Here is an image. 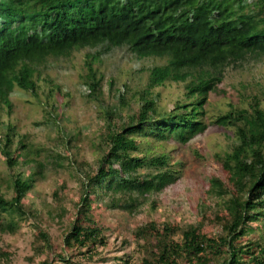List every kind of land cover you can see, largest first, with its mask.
Returning a JSON list of instances; mask_svg holds the SVG:
<instances>
[{
	"label": "trees",
	"instance_id": "1",
	"mask_svg": "<svg viewBox=\"0 0 264 264\" xmlns=\"http://www.w3.org/2000/svg\"><path fill=\"white\" fill-rule=\"evenodd\" d=\"M85 48H97L86 53L83 76L92 98L104 100L103 78L95 64L113 48H125L142 61L139 69L148 70V81L136 90L139 107L129 113L121 111L129 86H116L117 102L104 108V153L81 183L75 216L63 237L65 249L51 252V236L41 229L35 254L49 250L48 257L55 253L70 264L94 258L98 246L107 245L109 230L97 218L95 204L135 212V195L161 192L181 176L172 156L155 150L153 142L186 144L216 125L233 127L236 140L231 150L216 154L223 175L210 179L211 193L223 202L205 210L211 216L213 210L208 219L221 229L212 235L203 221L185 228L158 220L140 225L132 233L137 242L144 241L139 244L145 252L141 264H264L261 98L251 97L246 106L210 119L205 110L209 94L217 91L228 69L242 70L264 57V0H0V106L12 107L15 87L37 95L42 65ZM170 82L184 83L185 99L162 109L157 88ZM114 87L112 80L109 91ZM47 113L51 120L61 118L58 112ZM15 136V127L9 125L5 143L0 144L10 167L21 156L20 148L12 150ZM38 175H43L41 168L13 175L8 183L11 197L1 191L0 176V233L16 232L18 219L36 213L26 200ZM255 221L262 227L252 237L258 232L252 226ZM128 243L124 239L123 244ZM10 257V251L0 247V264H11ZM120 264L139 263L126 254Z\"/></svg>",
	"mask_w": 264,
	"mask_h": 264
},
{
	"label": "rangeland",
	"instance_id": "2",
	"mask_svg": "<svg viewBox=\"0 0 264 264\" xmlns=\"http://www.w3.org/2000/svg\"><path fill=\"white\" fill-rule=\"evenodd\" d=\"M96 49H75L68 57L51 59L42 65L40 75L36 77L40 85L37 95L16 87L10 95L12 107L0 106V144L5 143L7 128L13 125L16 136L12 150H21L14 167L8 166L0 152L1 191L11 197L8 183L16 173L28 175L40 168L43 173L38 175L35 188L26 200V205H31L37 214L29 215L26 220L18 219L20 227L16 232L0 233V247L10 251L11 264H39L45 258H49L50 264H70L58 260L55 253L48 257L49 250L36 255L37 235L41 229L49 233L54 244L51 252L59 253L65 249L63 237L74 219L81 183L86 180L87 171L97 168L104 153L105 144L101 138L106 123L104 108L117 102L116 86L123 83L129 86L127 104L121 107L123 113L139 107L136 90L147 85L149 72L146 68L139 69L142 61H136L135 55L125 48H113L95 64L98 76L103 78V102L89 95L83 78L85 57L86 53ZM112 80L115 87L109 91ZM157 90L161 92L159 105L162 109H169L177 100L185 99L184 83L181 82H170L166 88ZM254 96L261 98L264 106V57L249 62L242 70H227L217 91L209 94L205 106L207 118L242 108ZM47 112H58L60 120H51ZM234 138L233 127L211 125L205 133L186 144L175 140L153 142L157 146L155 150L172 156L174 167L178 166L181 172L179 180L161 192L135 195L138 203L135 212L95 204L97 218L109 228L107 245L98 246L99 254L92 259L86 258L83 264H120L126 254L141 264L145 252L139 244L144 241L137 242L132 232L153 220L174 222L183 228L203 221L209 233H218L221 228L210 222L211 212L205 209H217L216 203L223 200L211 193L210 179L214 175H223L216 154L231 150L236 142ZM22 143L25 148H21ZM261 225L258 221L252 223L256 231ZM258 234L259 231L251 236ZM180 237L181 233L176 236ZM124 239L129 243L123 244ZM73 254L78 253L74 250ZM74 259L79 261L77 257Z\"/></svg>",
	"mask_w": 264,
	"mask_h": 264
},
{
	"label": "clouds",
	"instance_id": "3",
	"mask_svg": "<svg viewBox=\"0 0 264 264\" xmlns=\"http://www.w3.org/2000/svg\"><path fill=\"white\" fill-rule=\"evenodd\" d=\"M15 88H16V87H15ZM15 88H14V90H15ZM18 88H19V87H18ZM20 89H21V88H20ZM14 90H13V91H14ZM13 91H12V92H13ZM12 92H11V93H12ZM10 95H11V94H10Z\"/></svg>",
	"mask_w": 264,
	"mask_h": 264
}]
</instances>
